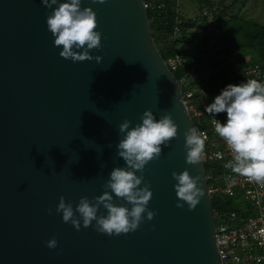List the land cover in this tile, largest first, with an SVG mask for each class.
Listing matches in <instances>:
<instances>
[{
	"label": "water",
	"instance_id": "water-1",
	"mask_svg": "<svg viewBox=\"0 0 264 264\" xmlns=\"http://www.w3.org/2000/svg\"><path fill=\"white\" fill-rule=\"evenodd\" d=\"M81 6L96 12L101 47L90 50L92 60L73 62L47 29L52 9L41 0H0V264H222L207 170L203 159L186 163L194 118L156 46L145 1ZM146 109L157 119L170 114L178 126L142 173L154 218L145 212L137 230L111 236L95 221L87 228L81 221L79 230L63 222L61 196L74 209L81 197L95 203L111 170L126 167L118 126L140 123ZM185 169L204 192L194 209L176 206L172 172ZM113 201L131 207L114 193ZM53 237L57 246L48 248Z\"/></svg>",
	"mask_w": 264,
	"mask_h": 264
},
{
	"label": "clouds",
	"instance_id": "clouds-1",
	"mask_svg": "<svg viewBox=\"0 0 264 264\" xmlns=\"http://www.w3.org/2000/svg\"><path fill=\"white\" fill-rule=\"evenodd\" d=\"M41 2L52 9L46 24L54 37V45L61 48L59 55L73 62L92 60L90 50L101 47V32L96 30V12L91 7H82V0ZM93 2L103 3L104 0ZM53 5L56 7L53 8ZM94 59L100 63L103 58L97 55ZM205 111L212 116L226 113L224 123L212 119L215 133L231 154L224 167L250 182L264 185V83L255 79L229 83L213 102L205 106ZM130 124L127 119L119 124V132L124 135L116 145L117 155L125 161L126 167L117 166L111 170L109 179L103 185L105 190L93 198L95 203L81 197L74 209L63 196L60 197L56 212L62 213L63 222L71 223L76 230L81 228V221L85 228L95 221L94 227L99 233L110 236L127 234L138 229L145 219V212L147 220L154 218L155 213L147 208L152 191L147 184L140 187L142 173L149 162L160 157L162 146L177 136L178 126L170 114L157 119L151 109L143 112L140 123L133 127ZM206 140V133L195 127L185 132L186 163L195 165L201 161ZM137 171L141 175H137ZM172 177L177 181L174 185L178 197L176 206L183 207L182 202H185L189 209H194L204 195L198 187L200 177L190 175L187 169L179 173L173 171ZM113 193L131 207L114 203ZM101 206L107 210L106 215H98ZM48 211L51 214V209ZM46 246L55 248L56 238L46 241Z\"/></svg>",
	"mask_w": 264,
	"mask_h": 264
},
{
	"label": "built area",
	"instance_id": "built-area-1",
	"mask_svg": "<svg viewBox=\"0 0 264 264\" xmlns=\"http://www.w3.org/2000/svg\"><path fill=\"white\" fill-rule=\"evenodd\" d=\"M145 5L149 6L146 2ZM204 13L215 17L211 10L205 9ZM224 41L225 43L216 47L211 43V49L214 51L217 49L218 52L228 48L230 56L227 62L233 67L239 57L236 56L234 46L227 43L226 39ZM227 62L225 61V64H228ZM166 64L171 71L180 67L184 69L181 78H177L183 101L188 113L197 120V124L194 120L195 128L207 135L202 156L203 164L219 162L222 166V173L207 172L209 193L212 198L215 195L233 198V203L229 207L214 209L217 222L216 237L222 264H264V185L250 182L224 167L231 159V154L224 141L215 133L212 119L224 123L227 118L223 120L222 113L212 116L205 111V106L210 104L205 91L209 78H205L199 65H189L179 54L166 60ZM242 70L244 77L237 83L249 79L264 83V68L260 64L242 65Z\"/></svg>",
	"mask_w": 264,
	"mask_h": 264
},
{
	"label": "trees",
	"instance_id": "trees-1",
	"mask_svg": "<svg viewBox=\"0 0 264 264\" xmlns=\"http://www.w3.org/2000/svg\"><path fill=\"white\" fill-rule=\"evenodd\" d=\"M149 4L148 14L153 30V37L159 52L165 60L177 54L185 58L189 65L198 64L205 78H209L205 85L209 103L213 102L216 95L229 83H237L244 77L242 65L260 64L264 68V25L256 21L240 18L233 15L226 20L227 8H218L211 0H202L204 7L201 16L188 17L183 14L179 0H144ZM207 8L215 13L216 20L209 21L208 14L204 13ZM201 22V25H200ZM200 25V28L198 26ZM211 27H222L228 40L242 53H251L254 58L251 61L239 58L235 66H230L227 58L230 56L228 48L222 51L211 49V41L208 36ZM178 28V29H177ZM223 50H226L225 52ZM227 52V53H226ZM245 60V62H244ZM225 61L228 64H225ZM176 78L180 79L184 69L180 67L174 70ZM222 119L226 113H222ZM196 124L197 120L194 119ZM207 172L222 173L219 162L205 163ZM215 210L229 207L233 198L215 195L212 198Z\"/></svg>",
	"mask_w": 264,
	"mask_h": 264
},
{
	"label": "rangeland",
	"instance_id": "rangeland-1",
	"mask_svg": "<svg viewBox=\"0 0 264 264\" xmlns=\"http://www.w3.org/2000/svg\"><path fill=\"white\" fill-rule=\"evenodd\" d=\"M180 1V9L183 11V14L188 17H198L201 16L203 12L202 0H179ZM215 3V6L218 8L228 7V14L226 16V20L233 15H237L240 18L248 19L251 21H256L259 24L264 25V0H211ZM207 9V8H205ZM210 14V13H209ZM209 21H215L216 17L209 16ZM201 25V22H200ZM200 25L198 28H200ZM208 36L211 43H214V47L218 44L225 43V39L227 43L231 44L225 35V31L222 27H211L209 31H207ZM231 46L235 45L232 43ZM217 49H215L216 51ZM236 56L239 58H246L248 61H251L254 56L251 53L244 54L241 49L236 46L235 49Z\"/></svg>",
	"mask_w": 264,
	"mask_h": 264
}]
</instances>
